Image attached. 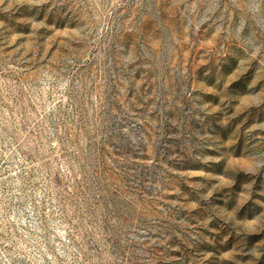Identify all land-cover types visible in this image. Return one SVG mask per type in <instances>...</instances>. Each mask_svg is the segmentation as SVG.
I'll return each mask as SVG.
<instances>
[{
    "label": "rangeland",
    "instance_id": "obj_1",
    "mask_svg": "<svg viewBox=\"0 0 264 264\" xmlns=\"http://www.w3.org/2000/svg\"><path fill=\"white\" fill-rule=\"evenodd\" d=\"M0 264H264V0H0Z\"/></svg>",
    "mask_w": 264,
    "mask_h": 264
}]
</instances>
